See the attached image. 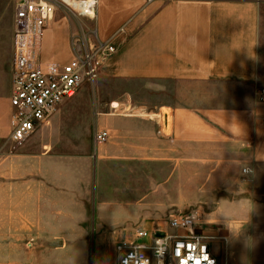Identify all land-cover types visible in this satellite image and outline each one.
<instances>
[{"label":"crops","instance_id":"1","mask_svg":"<svg viewBox=\"0 0 264 264\" xmlns=\"http://www.w3.org/2000/svg\"><path fill=\"white\" fill-rule=\"evenodd\" d=\"M263 6L264 0H98L93 23L58 10L44 33L45 61L68 63L73 58V37H91L95 30L101 41L116 39L117 51L101 74L147 80L156 87H177L181 104L161 106L150 118L137 113H103L96 119L95 132L90 133L93 147L86 149L85 144L76 143L69 146L70 153H62L56 140L45 143L51 130L68 125L65 109L72 102H65V109L61 107L52 118L51 127L39 130L43 143L26 149L33 135L23 144L10 140L12 81L9 96L0 95V140L8 137L17 147L26 145L22 153L12 155L10 145L0 142V261H25L27 243L20 241L26 239L28 225L38 231L62 229L59 192H85L89 185L86 178L95 180L104 166L113 167V174L122 177L108 189L110 198H123L131 213L121 224L127 228L134 222L147 229L165 223L161 219L172 209L174 181L183 189L191 177L206 184L212 197L222 189L221 183H229V167H237L249 178L264 171V103L259 100L264 87L260 74ZM121 29L124 32L118 34ZM13 32L12 22V57ZM187 87L195 93V99H188L194 104L182 105ZM163 108L171 112H163ZM163 117L168 119V128ZM98 130L109 131L104 144L95 140ZM158 181L169 199L150 207L143 199ZM113 202L98 201L97 193L94 211L104 214ZM80 203L78 213L83 215L87 202ZM176 214L188 213L176 209L168 218ZM199 231L213 237L210 244L225 241L227 246L235 241L240 256L228 248L233 260L223 264H242L251 250L258 253L256 246L248 250L245 238H233L229 230L222 236L220 229L200 222ZM9 235L11 242L7 243ZM211 249L220 263L219 250ZM2 250L6 254H1ZM259 254L257 262L264 264V229Z\"/></svg>","mask_w":264,"mask_h":264},{"label":"rangeland","instance_id":"2","mask_svg":"<svg viewBox=\"0 0 264 264\" xmlns=\"http://www.w3.org/2000/svg\"><path fill=\"white\" fill-rule=\"evenodd\" d=\"M13 10L14 0H0V95L2 96H9L15 70V56L13 50L12 57L11 43ZM260 74L264 78V6L261 16ZM176 89L178 88L173 86L169 88H165L163 85L156 87L147 80L119 79L112 74L104 72L101 74L100 72L95 80L85 81L77 95L66 101V103L72 102L67 105L66 109L65 106H62V110L65 109L67 112L66 121L68 125L59 131L56 130V132L51 130L46 136L48 142L45 144H52L56 140L57 143L61 144L62 153H70L69 146L72 147L76 143H83L86 145V149H89L93 147L90 133L95 132V122L99 115L111 112H127L150 118L161 106L181 104L178 102L179 96ZM184 91L185 97L180 95L182 99H186L182 105L194 104L188 101L189 98L195 99L194 91L189 90L188 87L184 88ZM163 112L170 113L171 110L163 108ZM51 123L52 120L45 127L49 126L47 128H50ZM40 129L43 128H39L26 142V144L31 143V146H27L26 149L34 148L33 145L37 143H43V135H38ZM0 142L10 145L12 155L22 153L26 145L17 147L9 142L8 137L3 138ZM112 170H114L113 167L104 166L101 168V174L98 177L95 176V180L93 176L86 178L89 185H87L88 189L85 192H59V225L62 229L38 231L28 225V229L25 231L27 237L20 241L22 244L27 243V246L23 245V247L28 252V257L20 264H118L117 243L132 238L134 229L143 228V225L132 222L125 226L127 228H124V225L121 224L131 213L123 198L122 201L118 196L115 200L110 198L111 191L108 190L110 184L116 185L117 180L122 178L121 175L113 174ZM228 172L229 183H221L222 189L212 197L206 191V184L196 182L191 177L184 184L183 189H181L182 184L180 182L174 181L172 184V209L167 212V215L162 216L161 221L167 220L171 211L174 213L176 209L184 210L185 213L197 212L201 225L204 227L211 225L220 229V235L226 236L228 228L225 223H222L224 219L220 218L218 222L214 223L210 213L222 201L235 202L251 199L256 206L254 213L246 220L237 217L234 226L243 225L239 236L245 238L248 250H251V247L248 246V241L251 240L254 243L253 246H256L257 255L260 257L261 233L264 229V171H258L252 178L241 175L237 167H229ZM142 176L144 179H148L147 174ZM97 180L98 191H96ZM159 181L158 185L152 189V194L144 196V204L150 207L161 203L165 198L169 199V193L163 190ZM143 182L144 185L149 183ZM146 186L148 191V185ZM97 193L98 201L111 199L117 204L106 206L104 214H97L96 210L94 211ZM84 201L87 203L84 207L85 214L82 215L78 212L81 210L80 202ZM5 240V242L10 243V235ZM210 245L220 252L218 255L219 264H223L224 261L228 262L230 258L233 260V257L229 255L228 248L230 252L237 253V258L240 256L238 247L235 248V241L227 246L225 241H211ZM250 252L242 264H258L256 253H253V250ZM2 253L6 254L4 250L1 251ZM0 264L10 263L0 261ZM231 264L239 263L231 261Z\"/></svg>","mask_w":264,"mask_h":264},{"label":"built area","instance_id":"3","mask_svg":"<svg viewBox=\"0 0 264 264\" xmlns=\"http://www.w3.org/2000/svg\"><path fill=\"white\" fill-rule=\"evenodd\" d=\"M97 6L98 0L15 1L12 142L23 144L39 128L49 125L62 105L77 95L85 81L95 80L116 53L115 38L101 41L92 30L91 37H73V58L68 63L43 59L44 33L58 10L93 23ZM123 32L121 29L118 34ZM259 100L264 103V87ZM163 119L168 128V119ZM109 137L108 130L95 133L98 143H105ZM199 226L198 213L191 212L173 215L154 229L138 228L132 238L117 243L118 264H219L210 246L213 237L201 233Z\"/></svg>","mask_w":264,"mask_h":264},{"label":"clouds","instance_id":"4","mask_svg":"<svg viewBox=\"0 0 264 264\" xmlns=\"http://www.w3.org/2000/svg\"><path fill=\"white\" fill-rule=\"evenodd\" d=\"M248 171H251L250 169ZM255 204L251 199H242L235 202L222 201L216 207V209L210 213L212 222H218L220 218H223L226 222L227 228L231 233L233 238L240 235L243 225L240 224L239 227H235V219L237 217H242L245 220L254 213ZM254 243L249 240L248 246L252 247Z\"/></svg>","mask_w":264,"mask_h":264}]
</instances>
